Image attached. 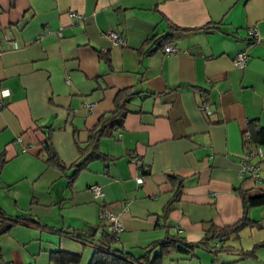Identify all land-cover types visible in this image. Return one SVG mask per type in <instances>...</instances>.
Returning a JSON list of instances; mask_svg holds the SVG:
<instances>
[{"label": "crops", "instance_id": "obj_1", "mask_svg": "<svg viewBox=\"0 0 264 264\" xmlns=\"http://www.w3.org/2000/svg\"><path fill=\"white\" fill-rule=\"evenodd\" d=\"M169 23L193 30L169 35ZM0 40L18 44L0 50V207L23 216L0 232V264H58L52 251L89 264L101 205L121 223L113 246L139 255L164 235L160 216L180 179L167 223L190 242L208 222L240 217L238 188L264 193V144L242 134L264 127V0H0ZM238 51L243 66L233 64ZM127 88L122 127L98 141L104 156L75 170L77 144ZM47 136L63 167L46 163ZM247 149L259 179L238 175ZM249 217L237 235L195 250L222 251L220 264H264V246L238 259L264 241V203Z\"/></svg>", "mask_w": 264, "mask_h": 264}, {"label": "trees", "instance_id": "obj_2", "mask_svg": "<svg viewBox=\"0 0 264 264\" xmlns=\"http://www.w3.org/2000/svg\"><path fill=\"white\" fill-rule=\"evenodd\" d=\"M13 3V0H11ZM206 29L207 25L201 26L198 29ZM171 35L173 31H189L193 28L181 27L179 25L169 23ZM169 35H166L167 37ZM166 36H156L154 35L151 39L155 42H163ZM130 88H127L119 94L115 101L113 109L101 115L94 125H92L87 131V138L83 145H78L80 159L74 163L75 170H78L84 163L91 159L97 157H103V153L99 151L98 141L102 136H112L114 132L119 131L122 127V122L125 114L128 112L126 102L133 96ZM247 132V133H246ZM243 131V140L249 141L251 138L257 143L264 144V127H259L256 130L251 129L248 131ZM248 135V137H247ZM43 151L45 153V161L49 165H54L58 167H63V163L59 159L58 155L54 151L48 136L45 138ZM4 158L2 153L0 154V171ZM169 180L175 183L177 179L174 175H169ZM182 186L181 179L178 181L175 187L174 194L172 198L164 205L162 209L161 219L162 226L165 229V233L162 237L154 240L149 245L144 248L143 253L139 255H134L129 251L123 250L121 248L113 246L114 238L107 232V230L100 225L102 228L99 237L90 240L93 245V253L89 264H162L163 255L172 250H177L179 252L190 253L193 252L195 247L203 246L209 248L210 241H224L229 239L233 235H237L238 232L245 226L251 225L253 222L249 217V209L251 206L264 203V193L252 194L246 190L237 189V192L241 198L242 202V213L240 217L232 223L217 225L212 221L208 222L204 228L203 237L197 242H190L185 238V236L175 233L171 230V225L167 223L169 217V212L173 206L174 201L177 199L180 193V187ZM23 216H9L0 207V232L5 231L15 222L19 221ZM66 233L71 237H78L73 230L66 231ZM264 246V241L255 243L252 247L248 249H240L238 254V259L243 258H254L256 257V250L258 247ZM215 247V246H213ZM225 246H220V249ZM219 248V247H218ZM212 249V247H211ZM216 251V249H212ZM51 258L55 260L58 264H70V262H77L78 255L71 253H62L60 251H52ZM220 264V263H219Z\"/></svg>", "mask_w": 264, "mask_h": 264}, {"label": "built area", "instance_id": "obj_3", "mask_svg": "<svg viewBox=\"0 0 264 264\" xmlns=\"http://www.w3.org/2000/svg\"><path fill=\"white\" fill-rule=\"evenodd\" d=\"M72 15L77 16V18H82V15L79 13H72ZM108 36L111 41L115 44H123L124 39L121 37L118 32L115 30H109ZM258 32L255 28H250L247 32V37L249 39H253L257 36ZM18 44L13 40H0V50L14 49L17 48ZM175 45L172 42H168L163 46V51L165 53H171L175 50ZM246 52L238 51L234 58L233 64L235 66H243L246 60ZM3 102L0 101V107ZM247 133V132H246ZM248 137V135H247ZM255 154L253 149H247L243 157L239 160L240 168L238 171V175L240 177H251L253 179H259V166L257 163L252 162V157ZM132 162L138 161V156L133 154L131 156ZM142 176L136 177L137 182H142ZM92 195L95 198H101L104 195L103 189L100 184L92 183L88 186ZM99 219L100 225H102L111 236H113L114 240L117 239L118 233L121 230V223L117 213H115L112 209H110L106 205H101L99 208Z\"/></svg>", "mask_w": 264, "mask_h": 264}, {"label": "rangeland", "instance_id": "obj_4", "mask_svg": "<svg viewBox=\"0 0 264 264\" xmlns=\"http://www.w3.org/2000/svg\"><path fill=\"white\" fill-rule=\"evenodd\" d=\"M193 251L184 253L171 249L163 255L162 264H219L223 261L221 259L222 251L215 253L214 251L200 250L198 248Z\"/></svg>", "mask_w": 264, "mask_h": 264}]
</instances>
